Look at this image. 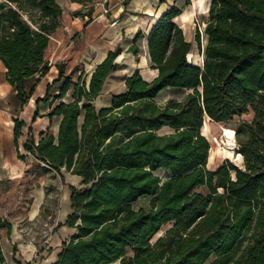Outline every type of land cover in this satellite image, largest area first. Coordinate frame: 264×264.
I'll use <instances>...</instances> for the list:
<instances>
[{
    "label": "trees",
    "instance_id": "trees-1",
    "mask_svg": "<svg viewBox=\"0 0 264 264\" xmlns=\"http://www.w3.org/2000/svg\"><path fill=\"white\" fill-rule=\"evenodd\" d=\"M181 13L171 6L146 35L156 76L148 82L136 70L109 108L93 102L118 68L119 45L87 86L83 71L73 82L65 63L55 65L58 93L48 88L40 101H60L69 90L71 101L48 114L61 119L56 138L41 133L24 145L33 161L81 179V189L69 186L73 212L66 222L77 232L54 264H264V0H211L193 42L174 22ZM61 20L58 0H0V62L21 106L31 95L26 80L49 71ZM194 50L199 66L188 60ZM128 51L139 55L135 43ZM166 88L186 94L157 105ZM243 116L233 129L240 168L224 160L210 170L205 120L226 124ZM23 125L14 120L15 143ZM162 128L172 133L158 136ZM159 170L168 176L159 178ZM143 197L149 207L134 210ZM0 228L10 224L0 221Z\"/></svg>",
    "mask_w": 264,
    "mask_h": 264
},
{
    "label": "crops",
    "instance_id": "crops-1",
    "mask_svg": "<svg viewBox=\"0 0 264 264\" xmlns=\"http://www.w3.org/2000/svg\"><path fill=\"white\" fill-rule=\"evenodd\" d=\"M178 1L94 0L84 5L58 0L62 20L53 39L55 46L51 53L50 68L45 76L35 75L26 80V90L28 93L31 91V95L25 106H21L17 100L16 92L7 82L0 62V221L10 224V230L0 228L4 264H54L62 243L69 241L77 232L66 222L73 212L69 186L81 189V179L64 169L60 170L61 177L54 170L33 161L24 149L29 136L35 142L41 133L48 132L54 138L57 137L61 119L53 117L49 120L48 114L59 102L71 101V90L60 101H40L48 88L49 95L58 93L60 83L53 84L57 80L55 65L65 63L71 69L74 64H82L79 72L87 71V86L96 66L119 45L122 51L115 59L118 68L106 81L102 94L93 102L95 106L98 100L105 98L97 110L111 107V96H105L109 80L114 77L121 80L120 93L124 89V79L136 70L148 82L156 76L157 72L150 69L146 35L171 6L179 7L176 4ZM77 12L84 14L83 17L72 16ZM178 21L186 23V14L182 12L174 19L182 29ZM138 33L142 37L135 42ZM134 43L139 47L137 58L128 51ZM175 91L181 90L163 89L154 99L155 103L162 105L169 100L184 98L171 97L170 94ZM160 96L162 101L158 103L156 99ZM14 120L24 124L16 143L13 136ZM214 156L215 153L212 160ZM209 164L208 159L207 167ZM15 194L20 195L18 199L27 194L30 199L23 218H14L8 212L7 206ZM111 264H119V261Z\"/></svg>",
    "mask_w": 264,
    "mask_h": 264
},
{
    "label": "rangeland",
    "instance_id": "rangeland-1",
    "mask_svg": "<svg viewBox=\"0 0 264 264\" xmlns=\"http://www.w3.org/2000/svg\"><path fill=\"white\" fill-rule=\"evenodd\" d=\"M211 0H179L178 3H176L181 9L182 12L186 14L187 16V22L182 24L180 21H178V24L182 26V30L184 33V37L187 41L193 42L194 39V33L195 30L197 29V27L199 28V30L202 32L203 30V25L201 24L202 18L206 16L207 14V10L208 7L210 5ZM54 50V46L51 50V53ZM51 53L49 55V62H50V58H51ZM188 60L189 62L199 66L201 64V56H199L196 52V50H194L191 54H189L188 56ZM71 72H72V76H73V82H76L77 80V76L79 74H81L79 71L82 68V64H74L70 67ZM87 72V71H86ZM83 72L81 74V79L82 80H87V73ZM121 80L119 78L114 77L113 79L108 81V92L105 93V96L107 95H112V94H116L118 93V91L121 88ZM185 92L183 91H175L173 93L170 94L171 97H175V98H181L182 96H185ZM167 97V96H166ZM105 98H101L100 100H98L95 103L96 108H99V105L101 102H103ZM65 100V99H64ZM159 101H162L161 96L158 97L156 99V102L159 103ZM246 116L240 117V118H234L231 121H229L226 124H217V123H213L211 121H207L205 120L204 123L208 124V129L209 132H207L208 134H205L204 136H206V138L209 140L210 142V146H211V150L209 153V161L210 164L208 166V168L210 170L215 169L218 165H220L224 160H229L230 162H232V164L237 163L234 162V158L233 156L235 155V153L233 151H230L231 154H229L227 151H225V146L223 144H221L223 137V133L221 132L222 128H227V129H234L236 124L240 121V120H244L246 119ZM172 133V130L168 129V128H162L160 130H158L156 132V134L158 136H163V135H167ZM215 153V156L212 160V156ZM234 159V160H233ZM155 175L158 176L161 179H165L168 174L162 170H159L157 172H155ZM26 186V185H25ZM24 186V187H25ZM199 192L205 193V191L203 189H199ZM19 196H17V194H15V196H13L11 198V200L9 201V205L7 206L8 208V212H10V216H14V218H23V215L27 209V205L30 203L29 202V197L27 194H25L22 199L19 198ZM149 207V198L147 197H143L141 199H139L137 202L132 204V208L134 210H137L139 208H145L147 209ZM45 213L47 212L46 210H44ZM170 227V225H166L164 227L161 228V230L154 236L153 241L161 236L168 228Z\"/></svg>",
    "mask_w": 264,
    "mask_h": 264
},
{
    "label": "bare ground",
    "instance_id": "bare-ground-1",
    "mask_svg": "<svg viewBox=\"0 0 264 264\" xmlns=\"http://www.w3.org/2000/svg\"><path fill=\"white\" fill-rule=\"evenodd\" d=\"M207 128H208V124L204 123L203 127L201 129V132L203 135L208 134L207 133ZM221 132L223 133V139L221 144H223L225 146V151H227L229 154H231V148L232 146H234V138H235V132L233 129H227V128H222ZM234 162L240 163L242 161V157L241 155L237 154L233 156Z\"/></svg>",
    "mask_w": 264,
    "mask_h": 264
},
{
    "label": "built area",
    "instance_id": "built-area-1",
    "mask_svg": "<svg viewBox=\"0 0 264 264\" xmlns=\"http://www.w3.org/2000/svg\"><path fill=\"white\" fill-rule=\"evenodd\" d=\"M235 148H236V143H235V139H234V146H232V148H231V151H233V152H234ZM241 164H242V162H240V165H241ZM240 165H239V164H236V163H234V166H235V167H237V168H240Z\"/></svg>",
    "mask_w": 264,
    "mask_h": 264
},
{
    "label": "water",
    "instance_id": "water-1",
    "mask_svg": "<svg viewBox=\"0 0 264 264\" xmlns=\"http://www.w3.org/2000/svg\"><path fill=\"white\" fill-rule=\"evenodd\" d=\"M235 155H237V154H235ZM242 162V161H241Z\"/></svg>",
    "mask_w": 264,
    "mask_h": 264
}]
</instances>
